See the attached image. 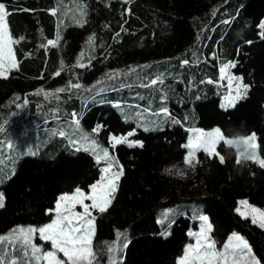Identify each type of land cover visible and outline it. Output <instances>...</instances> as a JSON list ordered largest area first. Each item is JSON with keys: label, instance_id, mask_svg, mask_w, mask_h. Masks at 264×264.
Instances as JSON below:
<instances>
[{"label": "trees", "instance_id": "trees-1", "mask_svg": "<svg viewBox=\"0 0 264 264\" xmlns=\"http://www.w3.org/2000/svg\"><path fill=\"white\" fill-rule=\"evenodd\" d=\"M0 2L12 13L8 20L13 38L23 37L14 45L18 70L13 69L7 78L0 77V125L5 123L11 103L27 94L36 113L38 96L31 92L44 84L47 89L59 88L80 78L82 82L84 77L87 78L84 84L91 83L105 67H126L135 61H141L143 69L124 75H130L126 82L133 88L135 100L120 96L118 87L113 89L111 99L125 105L135 102L144 108L151 106L152 114L164 105L171 114L168 118L158 115L159 120L167 122L148 131L135 121L126 120L112 103L96 102L82 114L81 120L90 131L98 123L103 125L100 134L105 138L111 133L135 130L132 137L144 144L143 148L119 145L114 150L123 165L124 176L108 211L95 214L93 264L107 262L111 253L108 248L113 243L117 246L114 255L119 264H177L190 241L189 230L196 225L192 218L198 214L209 217L211 236L218 245L237 231L247 238L264 264V229L235 211L238 198L242 197L264 205V167L251 160L237 164L236 149L220 142L217 151L224 155L225 162L221 164L217 158H209L200 151L197 157L201 163L192 170L184 164L187 150L183 147L188 128L218 127L227 137L256 133L259 152L264 157V72L255 70L243 45L259 36L264 0ZM53 8L59 9L56 16L50 13ZM57 17L63 32L59 44L55 48H42V44L57 36ZM72 18L78 24L70 23ZM259 45L254 43L253 47ZM185 59L189 60L188 65L182 64ZM235 59L232 71L241 75L250 89L245 99L225 110L220 105L227 87L218 69L219 64ZM78 61L90 62V67H78ZM57 71H61L59 76L54 75ZM154 78L163 83L141 86ZM209 79L214 83H207ZM68 99L58 109L69 114L61 116L67 117L73 109L80 113L85 108L77 97L65 98ZM128 112L127 117L138 119ZM53 113L39 116L37 121L47 120ZM173 118L180 123H173ZM53 122L51 119L47 125H55ZM34 136L37 138L19 139L27 146L21 151L15 172L1 186L4 206L0 207V233L18 225L40 226L51 221L54 215L48 210L54 208L60 194L71 193L76 187L87 191L100 177L101 162L97 163L93 153L77 151L57 132L48 139ZM41 144H46L43 149ZM34 147H40L41 152L24 154ZM7 152L0 146V168ZM174 165L186 172L185 178L165 172ZM182 202L200 206L193 212L177 215L161 227L159 210ZM117 232H129L130 237L115 241ZM165 232L170 235H163ZM45 244L49 246L48 242Z\"/></svg>", "mask_w": 264, "mask_h": 264}, {"label": "snow or ice", "instance_id": "snow-or-ice-1", "mask_svg": "<svg viewBox=\"0 0 264 264\" xmlns=\"http://www.w3.org/2000/svg\"><path fill=\"white\" fill-rule=\"evenodd\" d=\"M127 2V0H126ZM59 9L53 8L50 10L51 15L56 16ZM4 3H0V77L7 78L9 72L13 69L18 70V62L13 51V45L18 44L23 37L19 39L13 38L8 26L7 18L11 15ZM83 16V12H81ZM227 23V21H226ZM82 26V25H81ZM259 27L261 28L260 36L264 38V22ZM119 35V33L117 34ZM61 39L59 32L55 39L47 40L46 44H42V48L51 46L57 47ZM94 40L90 38V43ZM252 43V41H248ZM83 57V53L81 54ZM215 58V56H213ZM182 64L188 65L189 60L185 59ZM78 67L86 65L81 61L77 62ZM235 67V63L230 62L220 68V79L228 80V94L224 97L225 103L220 106L227 110L234 108L236 103L247 97L250 85L244 84L243 77L233 76L229 69ZM64 70L63 62H61V71ZM61 71H57L54 75L59 76ZM130 71H136L135 68ZM121 73L115 72L109 74V79H114ZM158 83H163L160 79H153L148 84L141 85L142 87H153ZM207 83L212 84L214 81L208 80ZM235 85V86H234ZM82 85L79 83H69L68 88H59L55 92L48 93L40 89L37 94L43 93L45 98L54 96L58 98L59 93H63L68 89H79ZM26 103V101H25ZM115 107H121L119 104ZM163 114L169 117L171 114L167 107L160 109L155 115ZM73 115V124L78 129L80 126V118L75 113ZM173 123L179 124L180 121L173 118ZM154 123V122H153ZM103 128V125H97L92 132L98 134ZM4 129L0 128V132ZM145 131L149 129L144 128ZM192 135L187 143L183 145L187 149L184 157V164L195 170L196 166L201 163L197 157V153L202 151L209 158H217L221 164L225 162L224 155L217 151V145L223 142L225 145L233 147L237 151L236 163L241 164L244 161H254L261 167H264V159H259L257 155V137L255 133L247 136H238L234 139L224 137L219 128L209 132L200 129H191ZM60 136H66L64 131L59 132ZM135 135V131L128 132L124 135L112 134L109 137V148H101L95 139L90 140V150L95 155L97 163L101 161L106 163L103 167L102 175L99 180L89 186V190L85 192L80 187H76L72 193L61 194L53 209L48 210L49 214L54 215V219L41 227H19L14 229L8 236H0V245L3 242L8 243V248L0 246V264H65V260L58 257V253H62L66 258L67 264H93L95 253L93 251V239L96 234V213H105L111 207L115 194L119 189V182L124 176L123 165L114 154V150L119 145H127L130 148H143V141L131 140L130 137ZM85 139H88L87 137ZM70 143L76 144V141L70 140ZM12 148V144H8ZM243 147V150L241 148ZM81 150L77 148V151ZM168 174H174L181 178L186 177V172L176 167L165 169ZM86 201L88 203H86ZM4 206V196L0 193V207ZM77 206L81 211H77ZM235 211L245 219L249 217L252 223L258 224L264 228V211L253 207L247 200H240L239 206ZM197 218L201 221L200 229L197 232L190 231L188 235L194 238V244H188L183 256L179 258L178 264H260L252 253L251 246L244 237L233 233L227 244L223 246V251H218L215 241L212 240L210 233L213 230L212 224L207 215L199 214ZM163 223V221H161ZM39 236L41 241L50 242V251H44L42 246L34 243L36 236ZM123 233L117 232V238L123 236ZM163 235H170V232H165ZM126 246V244L124 245ZM117 250L116 245H110L109 252L114 253ZM19 251L17 257L15 253ZM109 264H115V260L111 259Z\"/></svg>", "mask_w": 264, "mask_h": 264}, {"label": "rangeland", "instance_id": "rangeland-1", "mask_svg": "<svg viewBox=\"0 0 264 264\" xmlns=\"http://www.w3.org/2000/svg\"><path fill=\"white\" fill-rule=\"evenodd\" d=\"M127 1H130V0H127ZM262 22H264V18L260 21L259 25ZM259 25H258V27H259ZM259 29H260L259 36L255 39L249 40V41H252V43L249 44L247 41L243 45L245 46V50L249 53V55L251 57L250 59L253 60L252 62L254 63L255 70H257L259 72H264V45H263L264 44V38H261L260 32L262 30L260 27H259ZM254 43L260 44V45L258 47H253ZM246 47H253V48H251V50H248V48H246ZM13 51H14V49H13ZM92 52L93 51L91 50L90 53H92ZM14 53H15V51H14ZM230 62H233L236 64L237 60L235 59V60L226 62L224 64H219V69H218L219 73H220V68L223 67L225 64H228ZM83 63L90 67V62H83ZM141 63H142L141 61H135L126 67H121V66L108 67L107 66L102 71V73L99 75V77L91 83L84 84L83 82H87V78H85V77L83 78L82 82H81V78H80V80H75V82H72V83H79L80 85H82V87L79 89H68L67 91H65L63 93H59L58 98H56L54 96H49L48 98H45L43 93H40V94H37V93L39 92L40 89H43L44 92L52 93V92H55V90L59 89V88H68L69 84L65 85L63 87H59V88L49 87L50 89H47V85L44 84V85L40 86L39 88L35 89L33 92H31L33 95L38 96V98L36 99V108H37L36 113H33L32 105H31V101H30L31 98L29 97V94H27L26 96H23L21 98L16 99V101H13L11 103L9 109H8L9 113H8V117L5 121V123L0 125V128L4 129L2 132H0V146H3L5 148V151H8L6 159L1 162L2 166L0 168L1 169L0 170V189H1V186L4 184V182L7 180L8 176L10 177L16 170L17 164H18L20 157H21L20 156L21 151L23 148H25V145H26V144L24 145L21 141H19V139L23 136L27 137V138L30 137V138L35 139V138H37V136H34L36 134L38 136L42 135L43 138L48 139L52 134H54V132L55 133L57 132L59 135L60 131H64L66 133V136H63V138H65L69 144L76 146V148H80L82 150H85L86 148H90V140L95 139L101 148L107 147V148H109L110 152H113V150L109 147V137L113 133L106 136V138L100 134L101 131L98 134H94L92 132V130L97 125H102V124H100V123L96 124L90 131L86 122H83L81 120V116L85 112L87 107L95 104L96 102H102L106 98L113 96V89H115V87H118L119 90L121 89L120 90V96L127 95L128 98H130L131 100H135L136 94H135V92H133V88L130 86V84L126 82V80L129 78L128 76H130V75H126V77L124 75L126 74L127 71L132 72V71H130V69H133V68L136 69V71H134V72L142 70L143 68L141 67ZM232 69H233V67L229 69V72L233 76L242 77L241 75L235 74L232 71ZM115 72H119L121 74L119 76H116L114 79H109V74L115 73ZM122 78H124L125 81H121ZM154 79H156V78H154ZM223 83L227 87V92L222 98V103H225L224 97L228 94V91H229L228 80L224 79ZM60 85H62V84H60ZM66 97H71L72 99L74 97L75 98L77 97V99H78L77 101L81 100L80 102L85 104V108H82V111L80 113H78V109H73L71 111L70 115H68L67 117L66 116L64 117V115L61 116V114H69V112H67V111H61L60 109H58L59 105H61V103L69 101L70 98L68 100H65ZM25 101H26V103H25ZM150 102L152 103V100ZM120 103L121 102H119V101H113L114 105L119 104L121 106V107H119V109H120L121 113L125 116L126 120H133L136 122V124L138 126H140L142 128L147 127L149 130H155L156 128H158L161 125H164L167 122L165 120H162V121L159 120L158 115L152 114L153 110L151 111V109H149V108H151V106H149V104H148L149 108L148 107L144 108L141 106L140 103L136 104L134 102L131 105L129 103H126V105H125V103L124 104H120ZM46 105H48V106H46ZM146 105H147V103H146ZM163 107H165V106L162 105L161 108H163ZM128 110H130V115L132 114L133 116H136L141 121H139L138 119H136L134 117H127L125 113H129ZM49 112H55V113L51 114V116H50L53 118L48 117L47 120L37 121L39 116H43L45 114H48ZM73 113H75L77 115V117L80 118V126L78 129L72 123L73 122V115H72ZM146 117H148L149 120H146L147 119ZM161 117L164 118L165 116L163 114H161ZM51 119L54 120L53 123L55 125H47L48 121ZM145 120L147 121V123ZM192 129H200V130H203L205 132L212 131L211 129H203V128H192ZM131 131H133V130H131ZM131 131H129V132H131ZM32 133L34 135H32ZM124 134H126V133H124ZM124 134H115V135L120 136V135H124ZM191 135H192V132L190 131L188 139L190 138ZM60 137H62V136H60ZM86 137L88 139H85ZM224 137L229 138V139L236 138V137H227L225 135H224ZM256 137H257V134H256ZM130 139L131 140H139V139H135L133 137H130ZM188 139H187V141H188ZM70 140L76 141L77 143L76 144L70 143ZM9 143L12 144V149H13L12 151L13 152L11 150H9V147H8ZM256 143L258 145V140H256ZM45 145L46 144H41L42 149L44 148ZM31 150L32 151H25L24 154L25 155H29V154L33 155V154L41 152L40 147H37V148L34 147ZM241 150H243V147L241 148ZM87 151L93 153L90 150H87ZM114 154H115V152H114ZM257 155H258L259 159H264V157L259 152V145L257 147ZM101 163H102V165H101V170H102L103 167L106 166V163H104L103 161H101ZM4 173H9V174L7 176H5ZM101 175H102V171H101L100 176ZM87 191H85V192H87ZM199 191H201L202 193H205V190L202 188H200ZM0 193H1V191H0ZM240 200H247L251 206L259 208L260 210L264 211V205L255 204V203L251 202L246 197L238 198L237 205L235 208H237L239 206ZM86 203H88V202L86 201ZM199 206L200 205L198 203H194V202L193 203L182 202V203H177L175 205L163 207L159 210L158 222L161 225V227H165L177 215L184 214L187 211L193 212V210L195 211ZM76 210L81 211L79 206H77ZM95 214H96V212L93 213V215H95ZM203 215H205V214H203ZM249 219L251 220L250 217H249ZM161 221H163V223H161ZM50 222L51 221H49L47 223H50ZM195 222H196L195 227L191 228L190 231H193V232L199 231L201 221L197 220ZM47 223H44L40 226L18 225L16 227H14L13 229H11L10 231L0 233V236H8L10 233H12V231L14 229H17L19 227L31 226V227H37L38 228V227H41ZM262 229H264V228H262ZM233 233H236V234L244 237L245 240H247V238L243 234H241L237 231H233L229 234L226 241L222 245H218L215 242L216 248L218 251H223V246L228 243V241H229V239ZM123 234L124 235L121 236L119 239L117 238V235H116L115 241H120V242L122 240L126 241L130 237L129 232H123ZM210 236H211V233H210ZM38 237H39L38 235L35 237L34 243H36L38 246H42L44 251L52 250L50 242H48L49 246H46V244H45L46 242L41 241V240L38 241V239H37ZM211 238H212V240H214L212 236H211ZM247 242L250 245L248 240H247ZM188 243L194 244L195 241L192 243V241L190 239V241ZM113 245H116V244L113 243ZM0 246H2L3 248H8V243L5 241ZM251 249H252V247H251ZM93 251H94V249H93ZM252 253L256 257V259L259 260V258L254 253L253 249H252ZM15 255L17 257H19V255H20L19 251H17L15 253ZM57 255L60 259L65 260V264L67 263L66 258L63 256L62 253H58ZM182 256H183V254L178 257L177 264H178L179 258ZM111 259L115 260V264H119L118 263L119 258H115V255L112 252L110 253V255L108 257L107 262L104 264H109ZM241 264H244V262L242 261ZM248 264H250V262H248ZM260 264H262V263L260 262Z\"/></svg>", "mask_w": 264, "mask_h": 264}, {"label": "crops", "instance_id": "crops-1", "mask_svg": "<svg viewBox=\"0 0 264 264\" xmlns=\"http://www.w3.org/2000/svg\"><path fill=\"white\" fill-rule=\"evenodd\" d=\"M0 3H3V2H0ZM5 4V3H4ZM6 6V5H5ZM51 10V9H50ZM7 22H8V26H9V29H10V31H11V28H10V24H9V20H8V18H7ZM70 23H72V24H78V23H76L75 21H74V18H72L70 21H69ZM60 19H59V17H57V33L59 32V35H60V37L62 36V30H61V28H60ZM57 33H56V35H57ZM12 34V33H11ZM56 37H54V38H51V39H55ZM13 49H14V45H13ZM102 102H107V103H112L113 104V100L111 99V97H109V98H106L104 101H102ZM101 102V103H102ZM168 118V117H167ZM217 128V127H216ZM216 128H213V129H216ZM213 129H211V130H213ZM191 241H192V243L195 241L194 240V238H192L191 237ZM189 244V243H188ZM187 244V245H188ZM186 245V246H187ZM185 246V247H186Z\"/></svg>", "mask_w": 264, "mask_h": 264}]
</instances>
